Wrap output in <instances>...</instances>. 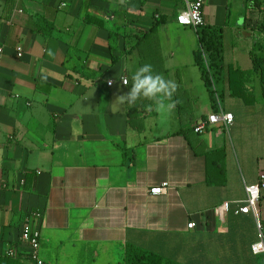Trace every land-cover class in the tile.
I'll list each match as a JSON object with an SVG mask.
<instances>
[{"label":"crops","instance_id":"crops-1","mask_svg":"<svg viewBox=\"0 0 264 264\" xmlns=\"http://www.w3.org/2000/svg\"><path fill=\"white\" fill-rule=\"evenodd\" d=\"M251 2L226 0L235 14L213 25L224 66L216 92L234 122L197 133L217 104L196 64L198 34L177 23L182 0H0V256L37 264L22 239L30 224L48 264H125L131 245L169 264H264L253 250L264 190L259 220L240 211L264 172L262 85L258 75L247 84L249 105L226 78L229 65L252 70L250 52L264 44ZM144 64L175 82L173 95L163 106L115 102ZM164 182L167 193L150 192Z\"/></svg>","mask_w":264,"mask_h":264},{"label":"trees","instance_id":"trees-1","mask_svg":"<svg viewBox=\"0 0 264 264\" xmlns=\"http://www.w3.org/2000/svg\"><path fill=\"white\" fill-rule=\"evenodd\" d=\"M252 6L259 11L260 19L257 29L264 32V0H252ZM180 11V10H179ZM177 12V15L179 13ZM177 18V16H176ZM158 24L166 21L165 15H160L157 19ZM156 27V26H154ZM199 48L195 52L196 64L202 72V77L210 88L213 104L216 108V95L213 88L212 79L216 81V76L223 70L222 62V41L221 32L214 26H203L198 31ZM117 34H111V46L115 49L117 45ZM253 61L252 70H241L233 65L226 68L227 87L233 96H237L249 105L256 102L254 91L247 86L252 81L254 75H258L262 85L264 97V44H256L250 52ZM0 264H26L16 256H0ZM125 264H169L160 254L148 252L136 246H128L126 251Z\"/></svg>","mask_w":264,"mask_h":264},{"label":"built area","instance_id":"built-area-1","mask_svg":"<svg viewBox=\"0 0 264 264\" xmlns=\"http://www.w3.org/2000/svg\"><path fill=\"white\" fill-rule=\"evenodd\" d=\"M19 1V0H17ZM183 8L179 11L177 15V23L181 26H187L194 29L196 32L205 25L204 20V6L206 4V0H182ZM20 12H22L20 10ZM4 53V47L0 45V61ZM22 55L21 53L19 54ZM123 81L128 80L125 78ZM213 88L216 91L215 80L212 79ZM109 85H112L109 83ZM216 101H217V110H215L212 114L208 115L207 118L201 120L199 124L195 127V132L202 133L211 126H215L218 124L223 125L225 128L229 129L230 126L234 122V115L231 113H227L224 111L219 95L215 92ZM1 111V109H0ZM169 183L164 182L160 186H155L150 189L152 194H165L168 192ZM262 190H264V172L260 174V181L254 185L246 186V201L245 205L240 208L242 213H252L256 219L259 220L260 216V200ZM229 209V202H225L220 209V215H223ZM190 229L196 227V223L194 221L188 224ZM22 239L26 242L31 250L32 258L37 262V264H48L40 257V249H41V232L39 229H35L31 227L30 224H25L22 230ZM253 250L255 253H264V240L255 244L253 246ZM9 255H12L11 252Z\"/></svg>","mask_w":264,"mask_h":264},{"label":"clouds","instance_id":"clouds-1","mask_svg":"<svg viewBox=\"0 0 264 264\" xmlns=\"http://www.w3.org/2000/svg\"><path fill=\"white\" fill-rule=\"evenodd\" d=\"M111 84V81H109ZM127 85V81H123ZM176 90L174 81L166 80L159 74H153L151 64H144L132 75V86L128 93L116 98L119 104L134 105L139 99L155 100L163 106V99L170 98ZM172 105H168L171 107Z\"/></svg>","mask_w":264,"mask_h":264},{"label":"rangeland","instance_id":"rangeland-1","mask_svg":"<svg viewBox=\"0 0 264 264\" xmlns=\"http://www.w3.org/2000/svg\"><path fill=\"white\" fill-rule=\"evenodd\" d=\"M111 4L119 5L121 3H125L126 0H109ZM226 0H211L210 4L208 5V11L212 16L211 24L212 26L215 25H222L223 21L225 20L226 11L228 12L232 7L226 8ZM233 14H235V9L232 8ZM230 43L228 38V34H226V47ZM217 84V83H216Z\"/></svg>","mask_w":264,"mask_h":264}]
</instances>
